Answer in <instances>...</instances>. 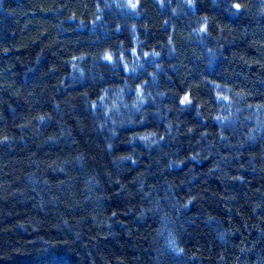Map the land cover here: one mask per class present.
<instances>
[{
  "label": "trees",
  "instance_id": "1",
  "mask_svg": "<svg viewBox=\"0 0 264 264\" xmlns=\"http://www.w3.org/2000/svg\"><path fill=\"white\" fill-rule=\"evenodd\" d=\"M0 264H264V0H0Z\"/></svg>",
  "mask_w": 264,
  "mask_h": 264
}]
</instances>
